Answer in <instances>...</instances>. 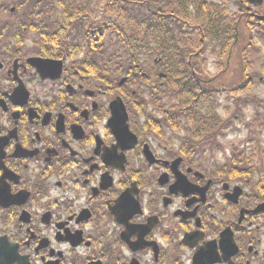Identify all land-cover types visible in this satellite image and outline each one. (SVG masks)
I'll return each instance as SVG.
<instances>
[{"label": "flooded vegetation", "instance_id": "flooded-vegetation-1", "mask_svg": "<svg viewBox=\"0 0 264 264\" xmlns=\"http://www.w3.org/2000/svg\"><path fill=\"white\" fill-rule=\"evenodd\" d=\"M202 1L231 10L238 36L225 60L221 41L209 59V32L189 29L198 40L189 78L217 95L222 74L241 62L239 84L251 86L244 57L256 53L255 62L264 50V0ZM30 46L27 37L25 52L0 51V264H264V190L255 197L207 157L181 154L172 97L147 114L135 92H122L133 134L121 138L110 125L118 95L90 87L68 62L44 80Z\"/></svg>", "mask_w": 264, "mask_h": 264}, {"label": "trees", "instance_id": "trees-1", "mask_svg": "<svg viewBox=\"0 0 264 264\" xmlns=\"http://www.w3.org/2000/svg\"><path fill=\"white\" fill-rule=\"evenodd\" d=\"M224 8L215 9L202 0H0V51L23 48L32 34L31 54L67 61L105 89L118 91L117 81L128 76L131 84L141 83L138 95L159 91L158 104L167 96L179 99L180 107L173 106L171 111L175 114L172 123L179 131L176 136L184 143L181 154L195 160L202 159L205 152L211 160L223 152L219 142L226 137L229 122L220 121L218 97L211 88L189 78L190 45L181 43L193 36L186 23L209 32L214 41L218 28L226 39L222 48L226 52L238 20H230ZM6 40L11 44L2 45ZM153 43L158 44V50L152 48ZM82 54L85 58L79 60ZM154 58L160 62L153 68L167 74L164 88L159 90L148 85L151 72L146 69ZM242 103L241 98L236 106ZM234 153L222 172L235 177L249 174L243 168L247 153L239 148Z\"/></svg>", "mask_w": 264, "mask_h": 264}, {"label": "rangeland", "instance_id": "rangeland-1", "mask_svg": "<svg viewBox=\"0 0 264 264\" xmlns=\"http://www.w3.org/2000/svg\"><path fill=\"white\" fill-rule=\"evenodd\" d=\"M259 46L261 47L260 44ZM212 51L213 48L211 46L209 53L212 56L207 53L209 59L214 56ZM226 57L227 55L224 58ZM254 58L257 60L255 61L256 63L254 60L249 59L250 63L248 66L251 65L252 67L250 73H261V77L264 78V71L261 72L264 68L263 64H261L264 61V50L262 49ZM225 67L226 65L223 66V69H225ZM206 71L208 72H204V75L209 78L214 76L217 72L214 68H209ZM230 76L231 71L227 74H222L220 83H222V85L225 84L228 87V90H231L233 96L238 93L236 98H243L249 101H244L240 110L235 107L234 102H231L229 98H226V95L218 101V104L220 105L218 113L221 115L223 122H229V129L228 131H225L226 137L222 141V146L224 147L223 152L219 155L214 154L211 162L215 165H220L229 160L231 151L236 147L244 150L247 153L246 157L253 160L254 171L262 177V179L255 177L252 184L254 185V188L257 187V184H260L261 189L264 190V83H259L256 79L251 86H248L249 83L246 82L240 87V90H237L232 87L231 84L232 82H235L237 86L241 82L242 77L239 74L238 76H231V78ZM131 89H135L137 92L138 87H131ZM241 90L242 92H239ZM252 100H254V104L250 107L248 104ZM233 146L234 148H232ZM209 166L212 167V164L210 163ZM220 167L221 166H215L214 168Z\"/></svg>", "mask_w": 264, "mask_h": 264}, {"label": "water", "instance_id": "water-1", "mask_svg": "<svg viewBox=\"0 0 264 264\" xmlns=\"http://www.w3.org/2000/svg\"><path fill=\"white\" fill-rule=\"evenodd\" d=\"M29 63L31 66L37 69V71L40 73V75L43 78H47L50 76L53 78L59 77L62 71V62L60 61L45 60V59H30ZM111 110L113 115L110 121L111 127L116 131V133L119 136H121V138L129 137L131 135V132L127 124L128 116H127L126 108L120 98L116 99L111 104ZM260 209L264 210L263 207H261ZM260 209H258V211ZM0 245H1L0 249H2V246L4 247V243L2 240Z\"/></svg>", "mask_w": 264, "mask_h": 264}]
</instances>
